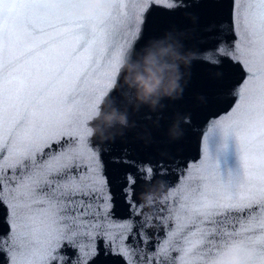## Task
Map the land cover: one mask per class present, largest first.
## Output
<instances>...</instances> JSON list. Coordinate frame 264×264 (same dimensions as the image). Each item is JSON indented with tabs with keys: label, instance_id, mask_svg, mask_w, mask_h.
I'll use <instances>...</instances> for the list:
<instances>
[{
	"label": "snow or ice",
	"instance_id": "snow-or-ice-1",
	"mask_svg": "<svg viewBox=\"0 0 264 264\" xmlns=\"http://www.w3.org/2000/svg\"><path fill=\"white\" fill-rule=\"evenodd\" d=\"M194 5L0 0V264H89L104 240V252L123 264H218L227 255L264 264V0H231L234 39L226 42L209 25L192 50L191 65L223 68L230 60L244 73L225 90L233 97L230 114L209 121L198 167L188 173L175 159L134 160L127 147L111 156L130 169L119 181L124 219L109 210L102 171V154L114 150L115 139L94 145L87 130L102 102L122 103L120 61L135 60L148 44L140 43L147 13ZM216 130L238 141L242 170L227 182L209 156ZM175 173L183 183L165 180L170 197L163 207L153 202L146 216L137 197ZM170 208L174 224L163 234L153 230L163 228Z\"/></svg>",
	"mask_w": 264,
	"mask_h": 264
},
{
	"label": "water",
	"instance_id": "water-1",
	"mask_svg": "<svg viewBox=\"0 0 264 264\" xmlns=\"http://www.w3.org/2000/svg\"><path fill=\"white\" fill-rule=\"evenodd\" d=\"M192 2L197 5L172 15L162 12L160 10L162 6L153 8L147 13L146 30L140 43H149L171 33L182 40L186 49L193 50L205 35L204 29L209 25L216 26L226 42L234 39L230 30L231 0H192ZM243 75L240 68L230 60H225L223 68H212L196 63L191 65L189 74L185 78L182 98L163 101L165 106L156 112H150L146 107L139 112L130 111V121L134 123V127L114 138L115 147L110 154L106 152L102 154V171L108 178L112 197V207L109 210L116 219H124L128 216L127 205L121 191L123 185L119 181L123 173L130 169L123 164L112 163L111 156H119L120 149L127 147L131 150V159L151 160L153 163L157 160L170 163L175 159L181 165H186L188 173H191L202 162L203 138L208 133L209 121L217 118L226 119L225 113L230 114L233 97L227 95L225 90L237 84ZM185 117L188 118L187 122L184 120ZM178 119L182 134L178 138H173L169 134L170 129ZM90 141L94 145L101 146L105 143L98 138H90ZM112 142L113 139L107 141L108 144ZM208 151L210 158L217 163L223 181L227 182L241 172L238 141L235 136L230 135L225 138L219 130L213 131L208 136ZM165 180L173 185L183 183L179 173L166 178L158 177L153 184L143 189V192L153 197L151 203L143 209L144 212L152 213L153 202L159 207L164 206L158 202L157 182H165ZM166 185L168 186L167 183ZM137 199L141 201V195ZM171 210L174 215L175 210ZM2 215L3 213L0 212V216ZM169 224H174L171 218L164 221L162 229L153 230L163 234ZM0 230H3L2 224ZM108 242L104 240L98 243V254L89 264H123L121 257L104 252L103 246ZM69 255H71L70 251Z\"/></svg>",
	"mask_w": 264,
	"mask_h": 264
},
{
	"label": "clouds",
	"instance_id": "clouds-1",
	"mask_svg": "<svg viewBox=\"0 0 264 264\" xmlns=\"http://www.w3.org/2000/svg\"><path fill=\"white\" fill-rule=\"evenodd\" d=\"M99 6L100 0H94ZM91 14V10L85 12ZM195 55L191 49H186L182 40L169 33L163 38L150 41L135 60L122 58L120 61L123 73V87L120 105L112 101L102 102L99 110L89 121L88 133L91 138H98L102 142L123 135L126 130L134 127L130 121V111L139 112L147 108L150 112L162 110L165 100L182 98L186 76ZM128 93H131L129 95ZM187 117L184 118L187 122ZM179 119L170 129V135L178 138L182 133ZM158 202L164 205L171 195V189L164 181H158ZM153 197L145 192L141 194V201L145 207L151 203ZM169 218L173 215L169 209ZM151 212L146 213L150 216ZM218 264H239L235 255H227Z\"/></svg>",
	"mask_w": 264,
	"mask_h": 264
}]
</instances>
